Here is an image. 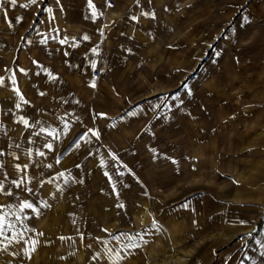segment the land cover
<instances>
[{
    "label": "rangeland",
    "instance_id": "374dc122",
    "mask_svg": "<svg viewBox=\"0 0 264 264\" xmlns=\"http://www.w3.org/2000/svg\"><path fill=\"white\" fill-rule=\"evenodd\" d=\"M92 3L0 0V215L24 232L0 264H145L187 230L217 236L212 264H264V65L243 61L264 0Z\"/></svg>",
    "mask_w": 264,
    "mask_h": 264
},
{
    "label": "crops",
    "instance_id": "0c3cea01",
    "mask_svg": "<svg viewBox=\"0 0 264 264\" xmlns=\"http://www.w3.org/2000/svg\"><path fill=\"white\" fill-rule=\"evenodd\" d=\"M258 8H251L250 12L253 13V21L252 23H255L257 29L259 27V23L256 22L258 18L257 11ZM262 25V28L264 29V21L260 22ZM257 31V30H256ZM257 35V33H254ZM253 35V32H252ZM259 36V35H258ZM256 36L255 41L253 42V46H250L249 51L246 49V56H244L243 61L245 60V63L248 64L249 58L247 56V53L249 52V56L252 57V60L255 62H263L262 65H264V31L261 34V37ZM255 37V36H254ZM261 50H260V49ZM251 52V53H250ZM244 70V69H243ZM245 74H247L248 70L245 69ZM244 74V73H242ZM231 76H234L233 72L231 73ZM230 88L232 90H235L234 86L238 84L234 78H230ZM243 81V80H242ZM244 82V81H243ZM248 87V86H247ZM230 89V90H231ZM157 90V89H155ZM226 90H223V93H225ZM238 96H236L237 98ZM244 97H248L245 96ZM239 99L233 100H227V101H220L221 108H230L231 109L238 108L237 105ZM233 104V106H231ZM246 107V106H245ZM223 116V115H222ZM234 113L230 115V117L225 121L226 123H231L232 119L234 118ZM224 119V118H223ZM225 120V119H224ZM224 123V124H226ZM215 161L212 159H209L210 166L213 165ZM174 237L177 238L176 241H171L169 246L165 245H159L158 240H155L153 236H148V238L145 241H142V245H140L142 252L141 255L145 258V264H212V262H215L214 260V252L216 251V244L219 242V239L217 236L210 235V240L206 242L205 233L194 232L192 230H187L184 234V236L180 239H178L179 234L175 235ZM184 238V239H183ZM208 238V239H209ZM227 239V238H226ZM185 244V245H184ZM184 245V246H183ZM208 247V248H207ZM179 249L181 251L182 255H177L176 251ZM128 264H138L137 262H130ZM143 264V263H141Z\"/></svg>",
    "mask_w": 264,
    "mask_h": 264
},
{
    "label": "snow or ice",
    "instance_id": "6c2138e0",
    "mask_svg": "<svg viewBox=\"0 0 264 264\" xmlns=\"http://www.w3.org/2000/svg\"><path fill=\"white\" fill-rule=\"evenodd\" d=\"M11 2L12 3H16V0H11ZM36 3H37V0H29V4L28 5H22V7H28L29 5H34ZM88 3H89V7L92 9V16L93 17H96L97 16V11H96L95 5L92 3V0H88ZM133 19H135V17H133ZM83 39L87 40V39H89V37L84 36ZM61 43H65V41L62 40ZM92 51L93 52H96V49H92ZM217 55H218V53H217ZM93 67L95 68V64H93ZM20 71L21 72H24L25 70L24 69H20ZM49 75H51V74H49ZM12 82L15 83V74H13V76H12ZM3 84H4V78L3 77H0V86H2ZM91 86L92 87H95V84L93 83ZM185 87H186V85H185ZM16 94L19 96V99H20L21 102H23L24 104H27L28 103V101L24 99L23 95L20 94L19 89H16ZM41 95H44V93H41ZM20 106H21L20 103L15 104V107L16 108H20ZM129 114L130 115H133L134 113H129ZM96 115H98L100 117H104L106 114H104V113H98ZM19 120H20L21 123H23L25 125V127H28V125H29V121L28 120L24 119V117H20ZM43 131H45V129L41 128V132H43ZM88 132H91L93 136H95L97 139H99V133L97 131H93L92 129H88ZM48 134L49 135H53V133H51V132L48 133ZM87 135H88L87 132L84 133V135H82L80 137V140H85V138L87 137ZM44 146L46 148H48V149H52V147H53L51 143H46ZM18 147H19V145H18ZM75 147L76 148H79L80 147V141H77L76 142ZM0 155H3V153H0ZM38 155L43 156L44 153L43 152H39ZM112 160L114 162H116V163H119L118 157H116L115 155L112 156ZM173 162L175 163V161H173ZM57 163H59V161H57ZM101 163L103 164V161ZM0 166H2V165H0ZM16 167L19 170V165H17ZM26 167H27V165H25V168ZM48 167H51V165H48ZM120 167H126V166H124L122 163H120ZM119 174L120 175H123L122 172L119 173ZM61 175H63V174L61 173ZM105 175L107 176L108 173L106 172ZM111 179L112 178L109 177V180L110 181H111ZM13 183L16 184L17 187L20 186L19 183L16 182V181H13ZM112 187H113V190H115V184H113ZM0 191H4L3 184H0ZM29 191H31V189H29ZM5 194L6 195H11V193H8V192H5ZM43 206L44 207H49V205L47 203H44ZM118 207H121L122 208L124 206L122 204H120V205H118ZM20 208H21V210H23V209H31L34 213L37 214V216L40 215L39 209L36 208V207H34L33 204L30 203V202H28V201L22 202L20 204ZM6 216H7V213H5L4 215H0V237H4L5 240H8V243L9 244L12 243V241L13 240H16V239L23 240L24 239V232H16L14 230L15 229V226L11 222L6 221ZM16 219L18 221H20L21 218L19 216H17ZM153 223H155V222H153ZM241 223H244V222L241 221ZM6 228L13 230V235H12L11 238H9V237H7V236L4 235ZM25 231H28V229L25 228ZM37 235L38 236H43L44 233L39 232V233H37ZM59 239L63 241L66 238L63 237V236H61V237H59ZM81 239H83V237H81ZM115 239L119 240V237H115ZM25 243L31 245L30 248H27L26 247L24 249V254L26 256H28L29 259H31V254L36 251V246L40 243V241L37 240V239H30V240H25ZM6 247H7V245H5V248ZM89 247H90V245H89ZM109 251H111V249H109Z\"/></svg>",
    "mask_w": 264,
    "mask_h": 264
},
{
    "label": "built area",
    "instance_id": "2783aa9c",
    "mask_svg": "<svg viewBox=\"0 0 264 264\" xmlns=\"http://www.w3.org/2000/svg\"><path fill=\"white\" fill-rule=\"evenodd\" d=\"M102 55H103V57H107L106 52L102 53ZM100 73H101V69L100 68H96V69L93 70L92 75H93L94 78H97L100 75Z\"/></svg>",
    "mask_w": 264,
    "mask_h": 264
}]
</instances>
